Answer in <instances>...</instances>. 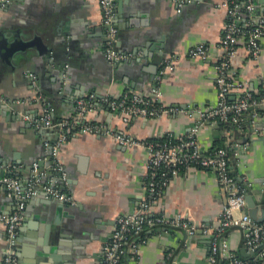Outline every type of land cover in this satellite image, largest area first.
<instances>
[{
	"label": "crops",
	"instance_id": "obj_1",
	"mask_svg": "<svg viewBox=\"0 0 264 264\" xmlns=\"http://www.w3.org/2000/svg\"><path fill=\"white\" fill-rule=\"evenodd\" d=\"M242 1L236 0L241 25L248 18L252 24L264 20V0H251L248 18L241 13ZM228 2L185 0L178 9L171 0L116 1L114 49L127 59L114 64L104 60L105 30L97 0H12L0 11V166L16 170L22 189L36 176L37 189L53 182L73 200V205L57 208L59 202L38 192L26 201L16 236L17 264H94L114 220L147 199L146 148L124 147L101 131L82 129L102 128L141 143L188 135L196 111L216 105L214 60L222 53L215 46ZM198 45L208 47L209 61L187 58V51ZM259 50L256 62L241 46L231 59L241 92L255 93L259 76L264 78V40ZM164 61L171 70L158 77ZM153 90L160 93L157 102L168 112L156 119L123 122L105 104L129 93L149 98ZM237 95L230 93L227 102ZM88 98L90 112L72 124L58 147L59 173L51 154L58 131L37 129L24 117L38 119L45 110L58 124L74 114L77 101ZM197 138L201 153L217 143L216 147H226L235 187L248 196L260 219L256 222H263L264 109L245 111L239 126L219 121L204 125ZM224 203L212 169L180 170L151 210L190 222L193 233L153 225L145 230L137 256L126 253L121 264H208L211 237L205 230L218 228ZM11 209L0 187V212ZM245 209L246 202L242 213ZM244 233L237 226L219 232L217 257L249 260ZM4 248L0 224V264Z\"/></svg>",
	"mask_w": 264,
	"mask_h": 264
},
{
	"label": "built area",
	"instance_id": "obj_2",
	"mask_svg": "<svg viewBox=\"0 0 264 264\" xmlns=\"http://www.w3.org/2000/svg\"><path fill=\"white\" fill-rule=\"evenodd\" d=\"M12 0H0V11L3 10ZM118 0H97L100 22L104 27L103 55L107 63L114 64L126 61L127 57L116 53V29L113 26L114 4ZM179 9L185 0H171ZM236 0H229L224 5L227 9V19L222 27L221 37L215 49L220 51V57L214 60V84L216 87V105L211 109L196 111L195 123L184 137L173 138L165 135L161 140L155 142H138L124 135H114L102 128L84 127L82 131H101L103 135L110 137L114 142L122 146H144L147 150L145 169L147 180L144 190L147 199L140 202L137 207L129 213L118 216L110 228L106 241L102 243L99 255L94 264H121L126 253L136 257L139 248L145 243L144 232L153 225H170L181 227L188 234H192L194 226L180 220L174 215L168 217L163 212L154 213L151 205L155 198L162 193L171 181L178 175L180 170L190 167L210 168L214 172L215 182L224 196L225 203L222 206L221 219L216 230H205L211 237L210 252L206 257L208 264H260L264 260V221L256 222L247 214L242 213L245 207V193L235 187L234 179L230 174L227 165L226 150L224 147H217L201 153L199 140L197 138L200 128L210 125L216 121L229 122L239 126L241 115L248 109H264V78L259 76L258 90L254 93L241 92L242 84L231 69V59L238 47H243L249 58L256 62L259 57V43L264 40V20L252 24L248 18L253 5L251 0H243L241 13L248 19L241 25L237 12L239 7ZM189 60L209 61L210 51L208 47L198 45L187 51ZM158 77L171 70L168 62L164 61L159 65ZM237 92V98L227 102L230 93ZM108 98V97H107ZM160 93L157 90L151 92L149 98L142 97L135 93L123 95L119 100L107 99L105 101L108 110L112 113H119L123 122L131 118L156 119L168 113L158 104ZM91 102L80 100L75 103L74 114L65 117L58 124L50 120L48 111L43 110L38 119L24 117V120L32 123L35 128L43 130L58 131L57 139L52 146L51 154L55 156L54 169L61 173L59 159L56 158L59 145L64 141L69 130L79 117L90 112ZM96 132V133H97ZM33 173L36 172V164H32ZM36 174V173H35ZM36 176L26 182L22 189L18 181L16 170L0 166V187L12 203V209L8 212H0V224L4 227V255L1 264H17L16 261V236L21 221V212L26 201L34 197L38 192L53 202L73 205L70 196L61 192L53 182L45 183L40 189ZM229 226H237L245 230L244 247L251 254L249 260H242L237 257L225 255L217 257L215 244L218 242V233ZM222 242V241H219Z\"/></svg>",
	"mask_w": 264,
	"mask_h": 264
},
{
	"label": "water",
	"instance_id": "obj_3",
	"mask_svg": "<svg viewBox=\"0 0 264 264\" xmlns=\"http://www.w3.org/2000/svg\"><path fill=\"white\" fill-rule=\"evenodd\" d=\"M245 202H246L245 214H247L250 218H252L255 221H260V219L255 216V209L253 208V205L250 202L248 196H245ZM61 206L62 203H58L57 208Z\"/></svg>",
	"mask_w": 264,
	"mask_h": 264
},
{
	"label": "trees",
	"instance_id": "obj_4",
	"mask_svg": "<svg viewBox=\"0 0 264 264\" xmlns=\"http://www.w3.org/2000/svg\"><path fill=\"white\" fill-rule=\"evenodd\" d=\"M218 144V143H217ZM215 145L214 144V146L213 147H211L209 150H212V149H215V148H217L216 146H220V143L218 144V145ZM225 150H226V155H227V157H228V155H229V152H228V150L226 149V147H225ZM231 174V173H230Z\"/></svg>",
	"mask_w": 264,
	"mask_h": 264
}]
</instances>
